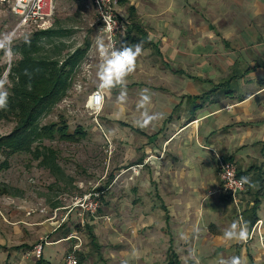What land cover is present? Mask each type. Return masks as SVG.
Wrapping results in <instances>:
<instances>
[{
	"label": "crops",
	"instance_id": "crops-1",
	"mask_svg": "<svg viewBox=\"0 0 264 264\" xmlns=\"http://www.w3.org/2000/svg\"><path fill=\"white\" fill-rule=\"evenodd\" d=\"M115 8L125 26L118 48L139 43L142 54L125 83L103 93L127 90L119 110L130 99L141 106L131 123L111 131L133 148L113 162L120 171L99 188L105 195L90 217L97 224L90 244L109 253L112 264H158L166 239L162 262L175 254L179 264L186 256L189 264L234 257L264 264V0H118ZM93 48L91 68L101 62L98 43ZM145 113L159 118L145 123ZM215 154L249 178L239 196L242 220L220 182ZM135 167L138 176L129 171ZM234 221L247 226L246 239L225 237ZM60 234L50 233L33 264L61 263L71 241ZM35 243L20 246L28 252Z\"/></svg>",
	"mask_w": 264,
	"mask_h": 264
},
{
	"label": "rangeland",
	"instance_id": "rangeland-1",
	"mask_svg": "<svg viewBox=\"0 0 264 264\" xmlns=\"http://www.w3.org/2000/svg\"><path fill=\"white\" fill-rule=\"evenodd\" d=\"M17 23L18 18L14 16L9 6L0 3V36L8 33L13 35L11 48L28 39L30 34L37 30V27L33 26L17 29ZM51 24L54 25L55 29L68 32L62 39L67 46L76 49L83 46L87 41L90 42L91 48L87 60L77 73L70 95L50 115L46 116L41 124L59 123L63 118L62 120L67 124L69 134H74L76 129L81 128L85 137L80 138L77 143H67L59 140L44 142L45 146L52 148L57 153L58 164L63 172L62 175H52L48 170L40 168L38 162L32 160L30 155L22 154L8 157L0 151V165L4 162L8 165V169L0 172V187L2 185L9 187L15 195V197L0 195V243L7 248L0 249V263L14 264L18 259V262L33 264V258L37 259V256L29 251L32 250L31 248H28L27 252L25 249L14 250L15 247L27 244L29 246L36 242L33 245L34 248L42 241H50L52 237L50 233L56 231L55 224L57 222L61 223L63 219L66 222L70 219L68 221L70 227H72L70 233L74 230L73 233L80 238V251L77 250L76 252L79 264H112L113 260L109 253L105 254L104 251L97 250L95 246L90 244V232L86 229V225L88 227L89 225L92 226L93 230L97 224L91 225L90 221L92 219L86 216L83 219L80 216V208L73 206L86 194L105 185L112 174L114 176L120 171L114 170L115 164L113 162L116 159L120 160L122 156L125 157L127 151H131L133 147L126 148V138L124 137L123 140L113 138L111 131L114 128L121 129V123H131L132 110L135 111L137 107L141 106V99L140 103L137 101L138 104L136 102L132 103V99L123 101L126 106V110L123 109V111L119 110V106L122 103L121 99L129 95L127 90H119L120 94L117 97H107L104 92V105L97 117L86 108L88 98L99 87V79L96 75L98 61L94 59L93 68L90 67L93 47L100 38V24L91 0H55V14ZM196 32L198 36L201 35L199 28ZM97 56L100 59L99 55ZM13 61L12 55L6 56L5 51L0 50V77L6 75L8 79ZM207 61L210 62V60ZM207 61L204 60L203 63ZM7 87H10L9 80ZM112 112H115L116 115L110 117ZM138 113L140 112L138 111ZM12 128V123L0 122V136L10 133ZM126 165L124 164L118 168L123 169ZM129 171L133 176L140 174L139 168L136 167L129 168ZM121 186L124 187V185ZM123 191L125 192L124 189ZM121 194L123 192L117 194V196H120V200L124 199ZM101 195H105V190L104 194ZM56 204H59L58 210L55 208ZM120 205L121 203H118L116 208H120ZM55 212L57 217L52 221L50 218ZM123 214L125 215V213ZM82 219L84 225L81 224ZM98 223H102L100 219ZM76 224L79 225L78 229H76ZM60 233L59 236L62 237L63 233ZM103 242L106 245L105 248L109 249L108 245L112 242L108 239L103 240ZM79 243L74 240L71 241L70 248L65 250V256L73 250V246ZM180 247H175V250L179 251L181 249V251L187 252L183 246ZM45 248H48L47 245ZM168 249L169 243L166 239L160 245V251L163 252V255L158 260V264L167 263V261L162 262V260L166 257ZM65 256L58 264H64ZM182 256L184 257V255ZM188 258L186 256L180 264H189Z\"/></svg>",
	"mask_w": 264,
	"mask_h": 264
},
{
	"label": "trees",
	"instance_id": "trees-1",
	"mask_svg": "<svg viewBox=\"0 0 264 264\" xmlns=\"http://www.w3.org/2000/svg\"><path fill=\"white\" fill-rule=\"evenodd\" d=\"M67 34L66 30L55 29L52 24L47 29L34 30L28 39L12 46L14 61L8 74L10 96L7 107L0 109V122L13 124L10 133L0 136V151L8 157L30 155L40 168L48 170L52 175H62L63 172L58 164L57 153L45 146L44 142L59 140L77 143L85 137L81 128L69 134L63 118L59 123L41 124L70 95L77 73L87 60L91 48L87 41L76 49L67 46L62 41ZM5 169H8L6 162L0 165V172ZM96 191L104 194V190ZM0 195L15 197L5 185L0 187ZM103 197L101 195L99 198L100 204ZM58 207L59 204H56L55 208ZM85 216L91 217L89 214ZM78 227L76 225V229ZM71 228L68 221L61 226L59 230L64 238L70 235ZM86 229L93 242L92 229L87 225ZM24 247H15V250ZM175 259V254H172L167 264H179Z\"/></svg>",
	"mask_w": 264,
	"mask_h": 264
},
{
	"label": "built area",
	"instance_id": "built-area-1",
	"mask_svg": "<svg viewBox=\"0 0 264 264\" xmlns=\"http://www.w3.org/2000/svg\"><path fill=\"white\" fill-rule=\"evenodd\" d=\"M0 3L9 6L14 16L18 18L17 29L33 26L37 27V30H44L52 25L51 21L55 14V0H0ZM91 3L100 24V39L108 43L109 38H111L118 48V41L125 27L124 21L115 8L118 0H91ZM103 105L104 94L103 91L98 88L88 98L86 108L97 117L102 111ZM215 157L218 163L220 182L225 192L230 196L238 212L239 219L242 220V208L239 196L246 190V183H241V177H239L237 168L233 162L223 159L216 154ZM101 194L102 193L93 190V192L86 194L83 198L78 200L73 207L80 208L79 212L82 218L87 214L93 216L101 207L99 201ZM56 212L50 218L52 221L57 217ZM65 218H67V216H65ZM65 222V219H63L61 223L57 222L55 224V230H59ZM81 224L84 225L83 219ZM73 240L78 243L80 242V238L75 233L70 234L64 241L69 242ZM44 245H47L46 240L34 246L32 254H35L37 258H41ZM80 245V243L76 244L73 246V250L66 254L64 264H79L76 252L77 250L80 251Z\"/></svg>",
	"mask_w": 264,
	"mask_h": 264
},
{
	"label": "clouds",
	"instance_id": "clouds-1",
	"mask_svg": "<svg viewBox=\"0 0 264 264\" xmlns=\"http://www.w3.org/2000/svg\"><path fill=\"white\" fill-rule=\"evenodd\" d=\"M12 41L13 35L11 33L0 36V50H4L6 56L13 55ZM97 43L101 60L96 73L100 82L99 88L104 91L110 90L117 85H123L126 78L136 69L138 57L142 54L141 44L137 43L117 48L111 38H109L108 43H105L102 39H98ZM7 85V76L0 77V109H4L8 105L10 92ZM144 92L146 93L147 90H144ZM143 98L145 101L147 100L146 95H143ZM158 118V114L147 115L145 113L143 120L147 123ZM241 183H250L249 178L242 177ZM224 235L229 239H246L248 235L247 226L234 221L230 228L225 230ZM219 264H242V260L239 257H234L231 260L221 259Z\"/></svg>",
	"mask_w": 264,
	"mask_h": 264
}]
</instances>
